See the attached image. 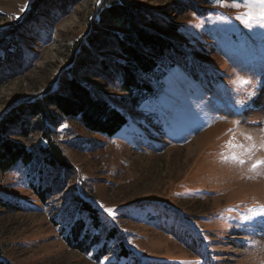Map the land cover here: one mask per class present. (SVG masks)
<instances>
[{"label": "rangeland", "instance_id": "1", "mask_svg": "<svg viewBox=\"0 0 264 264\" xmlns=\"http://www.w3.org/2000/svg\"><path fill=\"white\" fill-rule=\"evenodd\" d=\"M34 1L0 0V40L15 31L0 43V118L56 88L70 68L86 72L94 62H78L86 38L97 23L110 29L99 20L105 0H72L65 9L54 3L43 13ZM127 1L156 13L150 18L161 25H146L175 42L178 59L167 51L174 67L159 82L150 79L161 89L136 108L120 100L112 69L109 80L92 79L132 126L106 137L61 118L51 135L70 171L63 178L57 168L43 166L41 190L51 185L52 194L40 197L18 168L0 172L2 200L21 206L0 203L1 258L10 264H123L135 256L141 264H264V27L238 18L245 9L216 0ZM28 120V135L14 136L39 153L41 128L51 126ZM81 196L100 214L102 241L118 230L101 258V245L83 251L64 239ZM157 202L175 209L167 214L166 207L157 208L152 214L165 215L153 220L152 211L140 207ZM120 240L128 257H118Z\"/></svg>", "mask_w": 264, "mask_h": 264}, {"label": "trees", "instance_id": "2", "mask_svg": "<svg viewBox=\"0 0 264 264\" xmlns=\"http://www.w3.org/2000/svg\"><path fill=\"white\" fill-rule=\"evenodd\" d=\"M71 2L72 0H35L34 6L41 9L39 13H43L51 6H55L52 5L54 3L65 9ZM103 5L99 20L104 21L106 27H110V29L116 27V29L101 28L96 22L95 31L86 38L85 50L78 57L80 65H85L94 59L89 68L87 67L86 72L80 74L79 70L81 71V69L70 68L65 72L64 79L56 88L9 109L0 118V172L4 173L18 168L25 174V179L30 178V188L40 197L48 192L52 194L54 191L51 185H47L44 190H41L46 183L44 165L57 168L63 173V178L66 177L64 173L70 171V165L61 146L51 135L52 132H56V126L61 118L78 120L87 131L106 137L120 135L132 126L133 120L129 118V115L116 106L108 95L99 92L98 85L94 84L92 79L97 78L99 81H103L100 77L106 76V78L103 77L104 81L109 80L110 77L107 75L112 69L114 77L116 76V79L119 80L118 87L122 93L120 100L125 105L131 104L136 108L145 105L161 89V84L150 82V79L159 82L167 70L174 67V59L170 58L167 51L170 50L175 60L178 59L176 57L180 51L175 42L146 25L148 20L153 25H161L158 20L150 18L155 12L142 9L138 4L127 0H105ZM163 25L169 30H175L177 27L174 24ZM14 32L13 28L8 30L9 35L1 39L0 43L12 39L11 36ZM101 52L104 54H100ZM113 54L118 56H113ZM184 59L186 60L187 56ZM3 66V62L0 61L1 77L4 76ZM191 68L196 70L193 64L189 67V69ZM188 71L190 75H193V71ZM202 71L203 68L198 69V76ZM28 118L45 119L52 127L43 125L41 128V137L44 143L39 146V153L14 136L16 133H21L23 136L28 135L31 124ZM148 123L152 124V122ZM148 123L142 125L150 127ZM134 125L136 126V124ZM36 162L38 165L34 166ZM0 199L2 205L11 209L21 207L13 204L12 201L2 200L3 194L1 193ZM77 201L79 205L77 211L80 213L65 226L64 239L70 246L83 251H89L95 244L101 245L96 253V257L101 258L106 255L108 250L106 240H115L118 230L115 227L112 228L107 233L109 239L104 238L102 241L99 234L102 229V221L97 208L86 197L81 196L77 198ZM163 207H166L164 212L167 214L175 209L169 207L165 202H157V204L140 208L152 211L149 215L151 219L155 220L163 217L165 213L156 215L152 213L157 208L162 209ZM81 213L86 215L83 216ZM179 218L180 215H177L170 220ZM190 230L195 232L194 236H197V228L193 227ZM118 247L121 254L118 257L125 258L130 255V249L123 241L118 242ZM140 259L135 256L132 263L124 262L123 264H141ZM115 261L112 264H119V261ZM0 264H10L1 258V252Z\"/></svg>", "mask_w": 264, "mask_h": 264}, {"label": "snow or ice", "instance_id": "3", "mask_svg": "<svg viewBox=\"0 0 264 264\" xmlns=\"http://www.w3.org/2000/svg\"><path fill=\"white\" fill-rule=\"evenodd\" d=\"M218 6H230L236 9H245L244 12L240 13L238 18L244 20L246 23L255 22L261 27H264V0H216ZM258 9V11H257ZM23 11V9H21ZM242 83H249L248 81L241 80ZM264 132V130H262ZM246 138L251 140L252 136L245 134ZM264 148V137H262L261 145ZM264 163V161H261ZM255 167V165H253ZM111 213V209H107Z\"/></svg>", "mask_w": 264, "mask_h": 264}]
</instances>
